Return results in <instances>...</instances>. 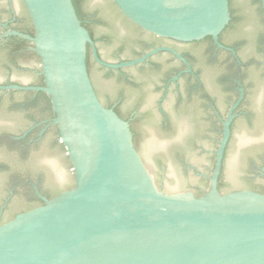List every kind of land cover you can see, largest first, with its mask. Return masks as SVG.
<instances>
[{
    "label": "water",
    "instance_id": "obj_1",
    "mask_svg": "<svg viewBox=\"0 0 264 264\" xmlns=\"http://www.w3.org/2000/svg\"><path fill=\"white\" fill-rule=\"evenodd\" d=\"M105 1L111 4L88 0L91 9ZM112 1L143 31L181 41L216 39L229 20L228 0ZM22 2L33 36L12 34L32 43L40 63L30 59L29 64L40 66L44 86L0 89L48 96L52 124L71 167L57 147L44 149L39 158L50 164L59 186L69 185L73 173L74 186L51 199L41 197V206L0 224V264H264V195L246 189L227 192L248 186L242 151L228 157L222 191L217 189L229 122L224 123L208 190L195 196L207 183L192 168L209 171L211 139L198 136L187 142L185 119L170 131L148 124L140 156L128 123L101 104L87 72V46L97 64L113 69L142 62L154 52L132 62L104 63L72 0ZM101 51L111 57L108 50ZM7 78L35 80L0 55V80ZM26 124L21 111L0 114V131L15 132ZM236 137L238 148L264 142V124ZM6 178L0 174V203L9 189ZM27 204L18 197L11 211Z\"/></svg>",
    "mask_w": 264,
    "mask_h": 264
},
{
    "label": "flooded vegetation",
    "instance_id": "obj_2",
    "mask_svg": "<svg viewBox=\"0 0 264 264\" xmlns=\"http://www.w3.org/2000/svg\"><path fill=\"white\" fill-rule=\"evenodd\" d=\"M81 12L80 22L94 43L98 58L118 65L146 57L137 64L117 69L97 64L90 51L87 72L101 104L128 123L132 142L139 147L145 125L153 124L164 131L175 129L181 119L188 122L187 142L198 136L211 139L210 165L206 174L192 168L207 186L195 196L203 195L215 168L218 146L223 138L224 123L228 138L223 150L217 189L230 154L237 149L249 168L248 186L227 192L251 190L264 195V142L239 146L236 136L243 129L254 130L264 124V0H228L229 20L216 39L205 36L181 41L147 33L127 20L111 4L91 9L88 0H74ZM12 33L33 36V27L22 0H0V55L3 62L24 71L35 80L21 82L7 78L0 87H43L41 69L30 65L39 62L30 41ZM108 50L105 57L101 49ZM87 51V49H86ZM40 63V62H39ZM41 91L0 89V114L18 110L27 124L15 132L0 131V174L6 175L9 189L0 203V224L16 214L43 204L74 186H59V178L50 164L39 156L46 148L57 147L60 156L70 163L59 142L54 114L38 98ZM43 93V92H41ZM15 97L19 99L15 100ZM52 137V139H50ZM237 147V148H236ZM264 152V151H263ZM71 167V166H70ZM258 182V183H255ZM260 182V183H259ZM159 188L163 190L162 186ZM28 204L11 211L16 199Z\"/></svg>",
    "mask_w": 264,
    "mask_h": 264
},
{
    "label": "trees",
    "instance_id": "obj_3",
    "mask_svg": "<svg viewBox=\"0 0 264 264\" xmlns=\"http://www.w3.org/2000/svg\"><path fill=\"white\" fill-rule=\"evenodd\" d=\"M72 4H73V7L75 9L76 16H77V18L80 21V19H81V12H80V10L78 8V5L76 4V1H74V0H72ZM90 63H91L90 51H89V48H87V51H86V66L87 67H90ZM38 98L41 99L45 103V105L47 106V109H48L49 113H51V104H50V100H49L48 96L46 94L40 92L38 94ZM55 133L58 134L57 128H55Z\"/></svg>",
    "mask_w": 264,
    "mask_h": 264
}]
</instances>
